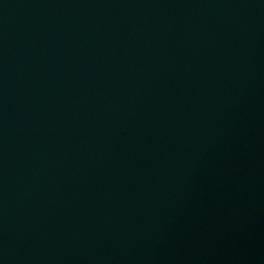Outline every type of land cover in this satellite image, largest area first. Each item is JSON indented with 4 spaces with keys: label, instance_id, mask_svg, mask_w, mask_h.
Wrapping results in <instances>:
<instances>
[{
    "label": "water",
    "instance_id": "95a60500",
    "mask_svg": "<svg viewBox=\"0 0 264 264\" xmlns=\"http://www.w3.org/2000/svg\"><path fill=\"white\" fill-rule=\"evenodd\" d=\"M0 264H264V0H0Z\"/></svg>",
    "mask_w": 264,
    "mask_h": 264
}]
</instances>
